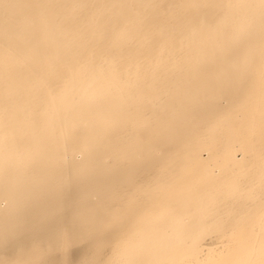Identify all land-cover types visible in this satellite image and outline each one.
I'll return each mask as SVG.
<instances>
[{"label": "bare ground", "instance_id": "1", "mask_svg": "<svg viewBox=\"0 0 264 264\" xmlns=\"http://www.w3.org/2000/svg\"><path fill=\"white\" fill-rule=\"evenodd\" d=\"M0 264H264V0H0Z\"/></svg>", "mask_w": 264, "mask_h": 264}]
</instances>
